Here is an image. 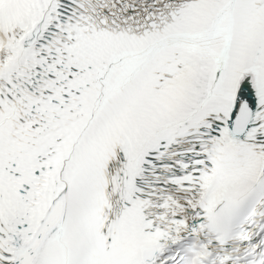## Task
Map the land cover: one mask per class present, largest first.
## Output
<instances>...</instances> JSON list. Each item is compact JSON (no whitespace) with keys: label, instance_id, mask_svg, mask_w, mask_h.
<instances>
[{"label":"snow or ice","instance_id":"1","mask_svg":"<svg viewBox=\"0 0 264 264\" xmlns=\"http://www.w3.org/2000/svg\"><path fill=\"white\" fill-rule=\"evenodd\" d=\"M0 264H264V0H0Z\"/></svg>","mask_w":264,"mask_h":264}]
</instances>
